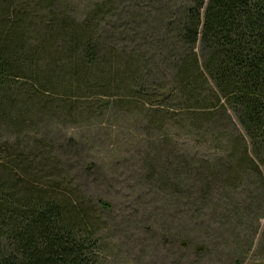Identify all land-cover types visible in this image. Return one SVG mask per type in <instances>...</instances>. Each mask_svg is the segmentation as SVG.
<instances>
[{
    "label": "rangeland",
    "instance_id": "374dc122",
    "mask_svg": "<svg viewBox=\"0 0 264 264\" xmlns=\"http://www.w3.org/2000/svg\"><path fill=\"white\" fill-rule=\"evenodd\" d=\"M133 5L15 0L12 16L24 21L22 41L30 58L43 60L39 43L52 21L65 18L80 26L91 18L95 63L83 66L76 55L67 69L68 51L48 49L53 56L40 74L57 88L47 85L52 90L36 113L22 109L9 122L0 118L1 170L11 171L23 188L72 195L89 209L98 232V264H264V165L253 171L231 151L225 136L243 133L237 118L232 125L220 113L223 132L207 133L210 120L202 127L193 103L182 111L161 91L153 92L163 77L145 79L148 98L125 73L108 75L118 56L132 49L135 54L131 30L138 41L140 30L149 31V20L131 29ZM141 48L147 52L146 45ZM24 64L31 66L30 60ZM127 67L123 71L129 73ZM26 82L12 85L6 101L19 105L14 89Z\"/></svg>",
    "mask_w": 264,
    "mask_h": 264
},
{
    "label": "trees",
    "instance_id": "16d2710c",
    "mask_svg": "<svg viewBox=\"0 0 264 264\" xmlns=\"http://www.w3.org/2000/svg\"><path fill=\"white\" fill-rule=\"evenodd\" d=\"M131 1V29L149 20V31L140 30L144 36L138 41L136 30H131L135 54L132 49L118 56L108 75L125 73L148 98L145 79L163 77L164 83L155 84L153 92L161 91L182 111L193 103L196 121L204 127L210 120L207 133L215 128L219 135L223 132L224 118L218 114L226 115L232 125L236 117L243 133H228L225 138L232 142L231 151L246 159L240 164L249 162L253 171H260L259 165H264V0ZM14 2L0 0V118L7 122L13 111L36 113L40 100L52 90L47 85L57 88L40 74L53 56L48 49L59 54L68 51V61L63 62L70 69L69 61L76 55L82 56L83 66H93L96 46L92 43L96 33L87 26L91 18L80 26L63 18L46 26L47 39L39 43L43 60L30 58L22 41L24 21L12 16ZM71 27H77L78 37H73ZM29 60L31 66L25 67L24 61ZM126 66L129 73L123 71ZM24 80L25 85L14 89L20 104L6 101L3 95ZM29 93L34 98L21 101ZM91 225L90 210L79 207L72 195L23 188L11 171L0 168V264H98V232Z\"/></svg>",
    "mask_w": 264,
    "mask_h": 264
}]
</instances>
